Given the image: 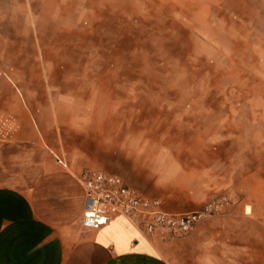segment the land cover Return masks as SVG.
<instances>
[{
	"label": "rangeland",
	"instance_id": "obj_1",
	"mask_svg": "<svg viewBox=\"0 0 264 264\" xmlns=\"http://www.w3.org/2000/svg\"><path fill=\"white\" fill-rule=\"evenodd\" d=\"M12 1L15 9H40L31 36L43 39L47 88L62 89L63 99L72 91L83 105L62 111L61 123L76 125L70 133L59 125L57 140L123 178L148 174L150 160L138 168L133 161L152 150L167 202L192 212L221 200L211 218L232 216L227 236L238 264H264V9L257 1Z\"/></svg>",
	"mask_w": 264,
	"mask_h": 264
},
{
	"label": "crops",
	"instance_id": "obj_2",
	"mask_svg": "<svg viewBox=\"0 0 264 264\" xmlns=\"http://www.w3.org/2000/svg\"><path fill=\"white\" fill-rule=\"evenodd\" d=\"M255 2L264 9V0H247ZM39 20L40 9H15L12 0L0 4V264H238L237 244L227 236L230 215L204 221L178 239L147 235L125 217L99 230L82 225L81 175L102 166L57 140L59 125L69 133L76 125L62 124V111L83 105L72 91L63 99L62 89L47 88L43 39L31 36ZM152 152H139L133 161L138 168L150 160L148 174L115 175L141 195L168 203ZM170 203L165 210L183 213Z\"/></svg>",
	"mask_w": 264,
	"mask_h": 264
},
{
	"label": "built area",
	"instance_id": "obj_3",
	"mask_svg": "<svg viewBox=\"0 0 264 264\" xmlns=\"http://www.w3.org/2000/svg\"><path fill=\"white\" fill-rule=\"evenodd\" d=\"M58 162L65 166L63 160L58 159ZM81 180L86 197L82 225L87 229L99 230L114 218L125 217L147 235L178 239L215 216L222 206L220 200L196 211L175 213L165 210L160 200L141 195L115 174L86 170ZM224 200L228 203L226 198Z\"/></svg>",
	"mask_w": 264,
	"mask_h": 264
}]
</instances>
